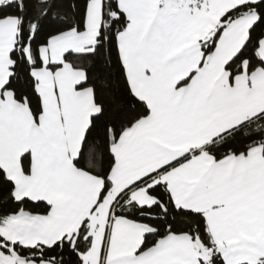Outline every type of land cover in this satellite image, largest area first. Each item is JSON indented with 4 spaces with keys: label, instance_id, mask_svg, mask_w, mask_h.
<instances>
[{
    "label": "snow or ice",
    "instance_id": "6c2138e0",
    "mask_svg": "<svg viewBox=\"0 0 264 264\" xmlns=\"http://www.w3.org/2000/svg\"><path fill=\"white\" fill-rule=\"evenodd\" d=\"M0 264H264V0H0Z\"/></svg>",
    "mask_w": 264,
    "mask_h": 264
}]
</instances>
